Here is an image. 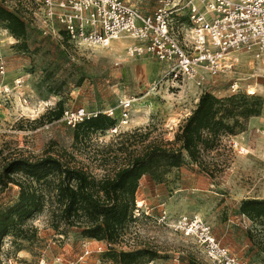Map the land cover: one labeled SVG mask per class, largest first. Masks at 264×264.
<instances>
[{
	"label": "rangeland",
	"instance_id": "374dc122",
	"mask_svg": "<svg viewBox=\"0 0 264 264\" xmlns=\"http://www.w3.org/2000/svg\"><path fill=\"white\" fill-rule=\"evenodd\" d=\"M124 1L143 13L151 12L157 3ZM0 4L19 15L26 25L25 37L15 39L0 23V57L5 67L2 80L9 88L0 95V164L4 158L38 157L45 152L59 155L64 151L72 165L95 177L111 176L127 163L129 152L138 154L154 143L175 146L177 128L202 92L217 98L235 97L242 106L259 103L256 126H250L251 117L248 121L239 115L228 118L229 124L239 120L232 133L221 132L213 147L200 151V164L196 166L218 181L228 180L223 182L224 195L232 200L219 206L215 199L211 201L210 196L215 197L213 191H207L208 197H197L195 211L206 222L204 216L215 217L212 224L207 223L216 230L222 245L247 260L264 264L263 216L253 219L256 223L259 220L260 225L257 223L245 233L241 224L230 222L234 227L233 248L226 242L231 235L224 232L228 219L235 220L241 211L238 201L230 195H264V65L246 52L233 53L229 56L231 69L212 77L204 76L200 85L187 80L168 81L152 89L150 82L159 78L160 65L145 55L127 56L128 39L112 41L107 48L75 46L62 32L56 33L57 25L55 32L43 33L34 0H0ZM185 12L183 7L177 11L179 15ZM16 77L21 85L12 89ZM234 81L238 85L236 93L230 90ZM123 96H134L136 100L130 110V121L115 132L96 129L74 139V128L56 117L61 109L82 106L88 111L112 109V117L116 119L117 99ZM243 126L246 130L240 131ZM261 141L262 147L257 149ZM233 142L238 145L233 146ZM239 147L246 151H240ZM244 154L250 157L245 158ZM235 163L239 165L237 175L228 179L226 176L232 173ZM167 175L168 172L160 180H154L144 174L139 179L140 191L135 193L134 202L138 215L133 210V219L122 235L108 243L117 251L147 248L153 253L152 257L137 256L132 264H213L193 239L157 224L151 210L148 213L152 216L144 214L148 207L139 202V196L144 198L147 187L160 188ZM16 197L14 185L0 190V208L13 203ZM50 208L46 205L22 224L24 236L13 230L1 239L0 264H113L106 251L91 252L77 260L84 244L90 248L94 244L86 243L88 240L77 228L62 223L53 227Z\"/></svg>",
	"mask_w": 264,
	"mask_h": 264
},
{
	"label": "built area",
	"instance_id": "2783aa9c",
	"mask_svg": "<svg viewBox=\"0 0 264 264\" xmlns=\"http://www.w3.org/2000/svg\"><path fill=\"white\" fill-rule=\"evenodd\" d=\"M43 33L62 32L75 46L107 48L115 40L128 39L127 56L145 55L160 65V76L150 82L156 88L168 81H190L200 85L204 76H215L232 68L229 55L246 52L264 65V0H156L143 13L124 0H34ZM183 4L180 5V3ZM186 8L183 15L177 11ZM180 25V28H179ZM5 67L0 57V95L9 91L3 82ZM21 85L16 77L11 88ZM170 86V84H168ZM230 90L238 91L237 82ZM134 96L117 99L118 114L108 130L115 132L130 121ZM101 112L112 117V109L88 111L82 106L63 109L60 120L73 128L80 121ZM113 118V117H112ZM233 142V146H237ZM240 151H246L239 147ZM138 208V207H137ZM138 215L137 209H134ZM149 215L148 209L143 211ZM157 224L193 239L213 264H262L247 260L222 245L211 227L195 212L170 217L163 208L153 217ZM77 260L91 252L112 247L106 241L87 239ZM124 250V249H123Z\"/></svg>",
	"mask_w": 264,
	"mask_h": 264
},
{
	"label": "trees",
	"instance_id": "16d2710c",
	"mask_svg": "<svg viewBox=\"0 0 264 264\" xmlns=\"http://www.w3.org/2000/svg\"><path fill=\"white\" fill-rule=\"evenodd\" d=\"M0 23L13 38L25 37V22L2 4ZM255 105L242 106L235 97L217 98L202 92L194 108L178 126L173 139L175 146L154 143L138 154L129 152L127 163L111 176L95 177L72 165L70 156L64 151L59 155L45 152L38 157L4 158L0 164V190L14 185L17 197L10 205L0 208V245L1 239L13 230L22 235L25 232L22 224L46 205L51 207L53 227L62 223L77 228L87 239L115 242L133 219L135 193L142 175L160 180L165 173L187 160L200 164V151L213 147L221 132L232 133L233 126L239 124L238 119L232 124L227 119L239 115L248 121L260 114L261 106ZM62 110L56 117L60 118ZM114 123V118L98 112L73 127V138L96 129L107 130ZM244 130L245 126L240 129ZM240 209L250 217H264V200H244ZM142 254L153 256L147 248L136 251L110 248L105 253L113 264H132Z\"/></svg>",
	"mask_w": 264,
	"mask_h": 264
},
{
	"label": "crops",
	"instance_id": "0c3cea01",
	"mask_svg": "<svg viewBox=\"0 0 264 264\" xmlns=\"http://www.w3.org/2000/svg\"><path fill=\"white\" fill-rule=\"evenodd\" d=\"M257 116H253L250 119V126L254 127L257 123ZM236 141V140H235ZM238 144V142H237ZM263 144V141L259 142V147L257 149H261ZM256 149V151H257ZM245 158L250 157L246 156V154L243 155ZM241 158V157H240ZM238 159L239 162L241 159ZM197 162H187L177 168H173L168 175L166 176L163 184H161L160 188H157L155 185L147 187L146 192L144 193V198H142V195H140L139 202H143L145 206L148 207V211L151 210V215L154 217L159 209L163 208L167 211L168 215L170 217H174L180 213L184 212H195L197 197L200 195H203L205 197H208L207 191H213L215 194L214 196H210L211 201L212 199H215V202L218 203L219 206H222L223 203L228 202L229 199L224 195V183L226 181H218L216 178L211 177L210 175H207L206 173L199 170V168L196 166ZM239 170V165L235 163V165L232 166L231 172L226 177L229 179L233 177V175H237V172ZM143 176V175H142ZM204 190L206 193H204ZM139 190V185L137 186L136 193ZM230 198H235L233 200L238 201L239 205L244 200H264V195H249V196H243L242 194L240 196H234L230 195ZM207 205V204H206ZM217 206L216 210L219 208ZM205 208V206H203ZM190 209L189 211H183L179 212L177 214H173L172 212L179 211L181 209ZM200 208V205H199ZM240 214L235 216L234 218H229L226 227H224V232H226L227 235H231V238H226V242L231 245V247H234L235 243V237H234V227L230 225V222L234 224L235 222L237 224H241L244 229H242V233L247 232V230L252 231L255 226H257V223L260 225V221L254 222L253 219H257L255 217H250L246 215L243 212H239ZM200 217L201 215L197 213ZM206 218L207 222L212 224L215 220V217H208L204 216ZM203 221L204 219L201 218ZM206 222V221H205ZM206 222V223H207ZM208 224V223H207ZM209 225V224H208ZM210 226V225H209ZM211 227V226H210ZM213 235L216 237V239L220 240L218 238V234L215 230L213 231L211 227Z\"/></svg>",
	"mask_w": 264,
	"mask_h": 264
},
{
	"label": "bare ground",
	"instance_id": "6f19581e",
	"mask_svg": "<svg viewBox=\"0 0 264 264\" xmlns=\"http://www.w3.org/2000/svg\"><path fill=\"white\" fill-rule=\"evenodd\" d=\"M233 53L238 54V52H233ZM233 53H231V54H233ZM231 54H230V55H231ZM230 55H229V56H230Z\"/></svg>",
	"mask_w": 264,
	"mask_h": 264
}]
</instances>
